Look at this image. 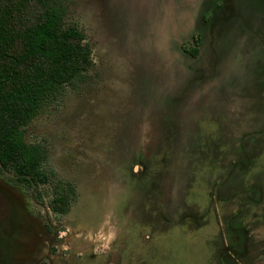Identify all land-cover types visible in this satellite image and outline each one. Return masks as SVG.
<instances>
[{
	"label": "rangeland",
	"instance_id": "1",
	"mask_svg": "<svg viewBox=\"0 0 264 264\" xmlns=\"http://www.w3.org/2000/svg\"><path fill=\"white\" fill-rule=\"evenodd\" d=\"M213 1L63 0L94 65L25 128L50 183L0 173V264H264V205L233 179L219 194L227 173L252 168L248 192L264 172V0L203 32ZM57 181L77 187L66 214L49 208ZM159 213L172 220L149 222Z\"/></svg>",
	"mask_w": 264,
	"mask_h": 264
},
{
	"label": "trees",
	"instance_id": "2",
	"mask_svg": "<svg viewBox=\"0 0 264 264\" xmlns=\"http://www.w3.org/2000/svg\"><path fill=\"white\" fill-rule=\"evenodd\" d=\"M65 17L63 0H0V173L34 190L49 184L52 174L45 169L46 149L26 143L25 128L94 65L85 34ZM203 42V33L190 35L184 52L196 58ZM75 194L72 185L57 181L50 208L66 214ZM37 200L43 202L40 191Z\"/></svg>",
	"mask_w": 264,
	"mask_h": 264
},
{
	"label": "flooded vegetation",
	"instance_id": "3",
	"mask_svg": "<svg viewBox=\"0 0 264 264\" xmlns=\"http://www.w3.org/2000/svg\"><path fill=\"white\" fill-rule=\"evenodd\" d=\"M215 1H217V2H215ZM235 1H236V4H235ZM239 1H243V0H239ZM238 3H240V2H238ZM255 3V2H254ZM208 5V4H207ZM206 5V6H207ZM212 6H214V8H216L214 11H212ZM262 6V5H261ZM263 8H264V6H262ZM261 7V8H262ZM206 8V7H205ZM208 8V9H207ZM204 11H203V17H204V14H208V17H211V16H213L214 17V21H213V23H208L207 21H206V19L208 18H206V17H204V18H202V23H201V27H200V29L203 31V32H206L207 30H211L212 29V27H213V25L215 26L214 27V29H218V28H220V23L218 24V22H216V20L217 19H221V21L223 20V19H225V20H231V19H233V18H238V17H240L241 16V13L242 12H240L239 11V9H238V7H237V0H214L208 7H207ZM209 9H211L210 10V12L209 13H206V11L208 12L209 11ZM247 13V12H246ZM247 19L249 20V21H251V23H252V20H253V17H250V15H249V13L247 14ZM216 23V24H215ZM218 24V25H217ZM224 25V24H223ZM251 25H249V26H247L246 28H247V32L248 33H251V34H253L252 32V29H251V27H250ZM205 34V33H204ZM256 36H258V35H256ZM203 43H205V39H204V42ZM204 45V44H203ZM201 52V51H200ZM200 54V53H199ZM142 166V165H141ZM135 167H138V164H135V165H133V169L135 168ZM252 167H253V165H252ZM254 167H256L255 165H254ZM238 169V168H237ZM252 170V168H249L248 170H246V172H244L243 174H240V172H237V170L236 171H234L233 173H227L228 175H229V179H226V177H224V179H223V183L221 184V188L219 189V194H220V192H222L220 195L222 196L223 194L225 195V194H228V191L230 190V187H229V183H230V181L233 179L234 181V183L233 182H231L230 184L232 185V186H234V189H237L238 191L240 190V191H244V194L246 195V197H248V201H251V202H255L256 204H260V205H264V172H261V173H257V174H252V180H254L255 181V183L253 184V188L252 189H250V191H248V192H246L245 191V180L243 179V178H245V176H247V174L248 173H250V171ZM134 171V170H133ZM4 175H6V174H4ZM1 178V177H0ZM247 178V177H246ZM60 182H62V181H60ZM229 182V183H228ZM64 185L66 184H70V185H72V187H74L75 189H76V191H77V187L75 186V184L74 183H72V182H67V181H63L62 182ZM228 183V184H227ZM1 185H3V187L2 188H4V191L5 192H7L8 190H7V188L9 187V186H7L4 182H1L0 183ZM239 185V186H238ZM9 189V188H8ZM212 197L214 198V200L216 199V197H215V194H212ZM250 197V198H249ZM155 202H156V207L158 208V204H160L157 200H159L160 201V199L159 198H157V197H154V199H153ZM153 201V202H154ZM2 203V202H1ZM36 203L37 204H39V205H42V206H44V207H46V206H48V205H45L43 202H40V201H37L36 200ZM49 207V206H48ZM50 208V207H49ZM157 211V210H156ZM190 215H193V214H190L189 212H185L183 215H181L180 216V218L181 219H183L185 216H190ZM201 215L200 214H198L197 216H196V218L197 219H199V217H200ZM163 218H166V219H168L169 221H171L172 220V217L171 216H168V217H166L164 214H162V213H159L158 215H154V217L153 218H149L148 220H149V222H157V220H159V221H161V219H163ZM195 220V219H194ZM198 222H200L201 220L199 219V220H197ZM230 225H232V223H230ZM237 225H238V227H237ZM234 224L233 226H231L232 227V231L233 232H235V233H237L238 235H240L241 237H243V239L245 238V231L243 232V225L241 226V224L238 222V224ZM245 229V228H244ZM52 232V231H51ZM240 232V233H239ZM244 235V236H243ZM236 238V237H235ZM246 239V238H245ZM53 251V250H52ZM227 251V249L224 251V254H223V258L226 260H229V255L230 254H226L225 252Z\"/></svg>",
	"mask_w": 264,
	"mask_h": 264
}]
</instances>
